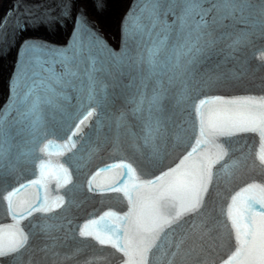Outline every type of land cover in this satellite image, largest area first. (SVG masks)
<instances>
[{
    "label": "snow or ice",
    "instance_id": "1",
    "mask_svg": "<svg viewBox=\"0 0 264 264\" xmlns=\"http://www.w3.org/2000/svg\"><path fill=\"white\" fill-rule=\"evenodd\" d=\"M35 8H41L39 14L34 10ZM92 10L95 12L96 8L95 5H92ZM54 9L51 8H43L42 5H36L32 9L25 8L23 13L17 17L15 24L13 25V34L16 32L20 33V40L19 43V57L23 56L26 53V45H29V40L25 39V37L38 34L44 31L49 25L56 24L59 27V21L57 20V16L67 15L66 8H61L59 13H55ZM15 14V13H13ZM75 14V13H74ZM10 17L6 14L4 17H0V24L4 27H8V20ZM82 17L76 16L77 24L80 23ZM45 45L40 44L39 42H32L30 45L31 51L28 55L33 53H43L45 52ZM18 63L20 60L18 59Z\"/></svg>",
    "mask_w": 264,
    "mask_h": 264
},
{
    "label": "bare ground",
    "instance_id": "2",
    "mask_svg": "<svg viewBox=\"0 0 264 264\" xmlns=\"http://www.w3.org/2000/svg\"><path fill=\"white\" fill-rule=\"evenodd\" d=\"M10 0H0V10L3 8V6L6 5ZM96 1V0H94ZM89 0H75L76 4H80L84 6V8L93 15V17L99 22L100 26L103 28V30L106 32L105 34H108L110 37L117 38L118 32L115 30L111 18H117L120 20V17L124 14L126 11V8L129 4V0H106L107 2V10L103 9L104 12L102 14L100 13H95L89 4ZM97 2L102 3V0H97Z\"/></svg>",
    "mask_w": 264,
    "mask_h": 264
}]
</instances>
